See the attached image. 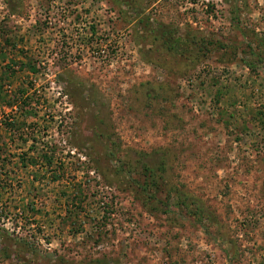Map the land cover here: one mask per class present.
<instances>
[{"label": "rangeland", "instance_id": "obj_1", "mask_svg": "<svg viewBox=\"0 0 264 264\" xmlns=\"http://www.w3.org/2000/svg\"><path fill=\"white\" fill-rule=\"evenodd\" d=\"M0 264H264V0H0Z\"/></svg>", "mask_w": 264, "mask_h": 264}, {"label": "trees", "instance_id": "obj_2", "mask_svg": "<svg viewBox=\"0 0 264 264\" xmlns=\"http://www.w3.org/2000/svg\"><path fill=\"white\" fill-rule=\"evenodd\" d=\"M143 191H144L146 194H148V191H147V190L144 189Z\"/></svg>", "mask_w": 264, "mask_h": 264}]
</instances>
